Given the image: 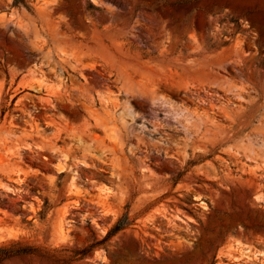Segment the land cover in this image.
Wrapping results in <instances>:
<instances>
[{
    "label": "rangeland",
    "instance_id": "rangeland-1",
    "mask_svg": "<svg viewBox=\"0 0 264 264\" xmlns=\"http://www.w3.org/2000/svg\"><path fill=\"white\" fill-rule=\"evenodd\" d=\"M44 3L59 5L61 17L78 27L90 73L55 78L47 83L53 91L40 87L36 71L54 62L36 45V10ZM105 27L113 42L92 36ZM232 45L220 67L254 94L264 83V0H0V247L32 249L2 264H264V177L250 170L264 172L262 110L231 145L212 135L213 144L184 145L183 131L153 133L152 104L118 90L115 58L154 65ZM178 81L163 94L177 108L194 107L185 88L193 92L198 83ZM108 97L121 103L118 115L128 100V134L109 116ZM131 111L140 118L133 121ZM97 116L111 126L109 135ZM43 121L52 125H34ZM115 227L121 230L108 237Z\"/></svg>",
    "mask_w": 264,
    "mask_h": 264
},
{
    "label": "bare ground",
    "instance_id": "bare-ground-1",
    "mask_svg": "<svg viewBox=\"0 0 264 264\" xmlns=\"http://www.w3.org/2000/svg\"><path fill=\"white\" fill-rule=\"evenodd\" d=\"M36 11H37V15L39 19L41 20L40 21L41 29L39 31L35 30V32L38 33L37 34V37H39L38 39H41V41H37L38 43L36 45L41 50V52L42 50L43 51L47 50L48 52H44V53L46 55L48 53L49 58L50 59L52 58L54 61L53 63H51L52 67H49V69H45L46 66L42 67L41 65L37 67L36 71H38L42 77V81L38 82L40 84V87L41 88L44 87V83H46L45 88L47 90L49 91L56 90L54 86L49 85L47 83L53 82L55 78L63 79L71 71L79 75L81 74L83 77L90 75V73L86 70L88 66L84 64V58L87 56V55L85 56L87 46L85 45L84 41L79 37V32L77 30L78 27L74 26V24L70 20L69 21L64 20L65 18L63 19L61 17L62 9L59 7V5L58 6L56 4L50 5L48 3H44L41 5L39 4L37 6ZM83 28L87 30L88 26L85 25L83 26ZM92 36L95 37V38L93 37L94 39L100 36H105V37H108L110 41L112 42L114 40V32L111 30L110 27H105L103 30H98L97 28H95L92 33ZM35 41H36V38H35ZM235 48H236L235 45H232L231 47L227 49L225 48V50L217 54L205 52L203 49V51H200L197 54L195 52L196 55L194 58H189L186 60L183 58H179L180 56L179 57L175 56V58L172 57V59L168 57L169 58V61L167 60L168 63L164 61L163 59L164 57H163L162 61L159 60L160 62L154 63V65H151V63H148V61L143 62L140 60V58L139 59L130 58V57L126 58L125 56H122V58L120 57L118 59L115 58L116 62H118V65H117L118 66L117 67L118 77H119L118 80L119 82L122 83V85H120L121 86L120 89L118 90H125L126 94H128V96H131L132 99L141 98L143 101L140 103V105H144V103L152 104V109L150 111H151L153 120L152 121L149 120V122L152 123L153 125L152 127L154 128L153 130L154 134H164V133H167L166 132L167 130L172 131V129H174L177 132L183 131L185 133V138H183V140L185 139V142H183L184 145L185 143L187 144L192 143L194 146L197 144L198 141L199 142L204 141V143L207 144L208 141L205 142V140H209L211 135L217 137L218 139L217 141L219 144H221V146L228 145V144L231 145L232 142H236L237 139L241 137L244 129H247V127L251 125L252 123L251 119H253L255 113L262 110L263 113L261 115H264V83L257 84L256 86L254 85L253 87L254 94H251L250 89L248 88L249 85H245V84L242 85L240 82L241 85L238 86L236 85L237 83L235 84L234 81H231L229 79L230 75L232 74V71L230 68L220 67L221 63L225 62L224 59L227 56H229L235 50ZM195 50L192 49L191 51H195ZM191 54H193V52ZM113 59H111V61ZM49 62H52V61H48V64ZM170 63H172V65L170 67L169 66L167 67V65H169ZM224 65L222 64V66ZM171 67L172 68L174 67V68L170 69ZM136 77L140 78L138 79L139 81H137L139 82L138 85L135 82ZM179 78L183 82H185L187 79L192 78L198 83V86L195 85L196 88L193 85L194 87L193 92L189 88L184 87L186 92L192 94V99L190 101H192L194 107H189L188 105V106H182L184 108H177V106L173 105L171 101L167 99L166 96L163 94L167 90L171 91L173 87H179L180 85L178 81ZM240 79H237V80L239 81L243 80V79L242 80ZM187 85L188 84H186V87ZM189 86L191 87V85ZM106 87H107V90L110 91L111 86L109 87V84H107ZM110 92L113 93V91H110ZM185 98L186 97L184 96V99ZM127 101H125V104L123 105V107H125L124 109L125 111L123 113H119V115L116 113V111L121 107V103L118 101V99H116V97L115 98L108 97V99H105L103 104L105 107L111 109V110L109 109L111 112L109 110L108 111L110 113L109 116L110 117L112 116L111 118L112 120H114V125H116L115 121L119 122L121 125L120 128L123 131L127 132L128 134L132 125L127 122V116H128L127 112L131 109ZM243 102L244 103L247 102L246 105H244ZM182 104H184L183 101H182ZM88 111L91 116L96 115L94 114V111L90 107ZM159 111L165 112L164 113L165 118L163 120L160 119L158 116ZM131 112L132 113L130 115L133 121L136 118L137 119L140 118L138 114H136L135 112H134L135 114H133V111ZM96 119H97V126H102L105 131V134H107L108 130H110L108 127H111V126L104 123L105 121H102L100 117L98 116L96 117ZM261 119H264V116H262ZM226 120H229L230 123L226 124L225 123ZM88 125H90L88 122L85 125L83 124V126L85 127V128L83 127V129L88 128ZM116 126L118 127V125ZM255 128L256 126H254V129ZM74 129L75 128H73V131ZM115 129L117 128L113 126L114 131ZM78 131L80 132V130ZM119 131L121 133V130ZM77 132H74L73 134L76 135ZM254 133L258 134L257 137L261 135V134L259 135L258 132H254ZM166 135H169V137L172 136L169 133ZM263 135H264V132L260 136L261 139L262 137H264ZM101 140H104V138H100L99 136H96V141H101ZM254 140L256 141V139ZM248 141H250V139ZM210 143H212V141ZM201 144L199 146H201ZM207 145H204V146L207 147ZM252 146H254V144H252L251 147ZM258 146H261V144H259ZM182 147L185 148V146L183 145ZM58 150L60 149L59 148L54 149V151H58ZM263 152H260V153L262 154ZM251 154L252 153H250V155ZM251 156H254V154ZM67 158H68V155L65 154V159ZM254 158L256 157L254 156ZM247 159H249V157ZM256 159L257 161L259 160L258 158ZM243 166H245V164ZM254 166H251V167H254ZM58 168L60 171H64L65 166L59 164ZM242 168L244 169V167ZM257 169H250V170L254 174V178L255 176H257L258 178H261L262 180V178L264 177V172L262 174H258L259 170ZM259 169H261V167ZM246 171L247 170H245L244 173H246ZM257 186L260 187V185H257ZM237 244L239 246L238 247L239 251H243V247H241V243L237 242ZM246 252L250 253V250L247 249Z\"/></svg>",
    "mask_w": 264,
    "mask_h": 264
},
{
    "label": "trees",
    "instance_id": "trees-1",
    "mask_svg": "<svg viewBox=\"0 0 264 264\" xmlns=\"http://www.w3.org/2000/svg\"><path fill=\"white\" fill-rule=\"evenodd\" d=\"M120 230H121L120 227L113 228L109 232L108 237L115 235ZM17 245L21 246V243L18 242V243L11 244V246H1L0 247V264L4 263L6 260L13 259L16 257H23V255H28L31 253L32 249H29V248L23 249V247H21L17 250H13V248H11Z\"/></svg>",
    "mask_w": 264,
    "mask_h": 264
},
{
    "label": "flooded vegetation",
    "instance_id": "flooded-vegetation-1",
    "mask_svg": "<svg viewBox=\"0 0 264 264\" xmlns=\"http://www.w3.org/2000/svg\"><path fill=\"white\" fill-rule=\"evenodd\" d=\"M23 122L26 125H33L32 123H28L27 120H25V119H23ZM34 125H40L39 126L40 130H46L49 128V125H52V124L49 121H43V122H34ZM23 129H24V126H23Z\"/></svg>",
    "mask_w": 264,
    "mask_h": 264
}]
</instances>
